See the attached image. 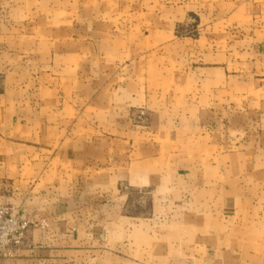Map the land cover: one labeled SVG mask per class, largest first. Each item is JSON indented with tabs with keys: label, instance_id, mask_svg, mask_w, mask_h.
Instances as JSON below:
<instances>
[{
	"label": "crops",
	"instance_id": "crops-1",
	"mask_svg": "<svg viewBox=\"0 0 264 264\" xmlns=\"http://www.w3.org/2000/svg\"><path fill=\"white\" fill-rule=\"evenodd\" d=\"M0 203V264H264V0H0Z\"/></svg>",
	"mask_w": 264,
	"mask_h": 264
},
{
	"label": "built area",
	"instance_id": "built-area-1",
	"mask_svg": "<svg viewBox=\"0 0 264 264\" xmlns=\"http://www.w3.org/2000/svg\"><path fill=\"white\" fill-rule=\"evenodd\" d=\"M26 225L27 222L12 215L10 207L0 204V254L9 255L13 244L22 241Z\"/></svg>",
	"mask_w": 264,
	"mask_h": 264
},
{
	"label": "rangeland",
	"instance_id": "rangeland-1",
	"mask_svg": "<svg viewBox=\"0 0 264 264\" xmlns=\"http://www.w3.org/2000/svg\"><path fill=\"white\" fill-rule=\"evenodd\" d=\"M145 117H146V113L144 110H140L139 113H137V120L138 121L145 120ZM0 204H3V205L10 207L11 213L14 217H16L19 220L27 222V225H26L25 229L23 230L22 241L19 244H13L12 249H11V253H9V255H6L7 257L8 256H14L17 254V252L21 248H23L26 245V236H27V232L30 228L35 227V228L45 230L48 228L49 224H48V221L46 219H41L39 221H33V220H30L27 218H21L19 215L15 214L13 212V208L9 204H5V203H0ZM0 256H4V255L0 254Z\"/></svg>",
	"mask_w": 264,
	"mask_h": 264
}]
</instances>
